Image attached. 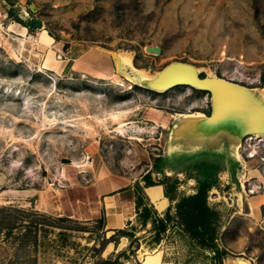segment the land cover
<instances>
[{"label": "rangeland", "instance_id": "obj_1", "mask_svg": "<svg viewBox=\"0 0 264 264\" xmlns=\"http://www.w3.org/2000/svg\"><path fill=\"white\" fill-rule=\"evenodd\" d=\"M6 7L7 16L0 17L6 37L0 42V193L8 191L0 206L69 217L64 222L71 225L68 238L58 235V226L40 233L46 236L38 248H23L17 231L7 239L0 229V264H140L144 245L161 253L162 264H222L215 247L200 246L184 232L176 211L181 197L202 188L218 213L216 245L264 264V145L247 157L240 144L241 172L236 168L233 177L211 172L215 163L205 164L202 155L211 148L196 150L201 156L190 160L187 172L169 175L162 127L123 133L110 115L130 109L124 119L151 126L153 107L211 111L209 90L177 85L158 91L140 82H113L115 75L125 77L117 70L116 51L132 54V72L155 74L183 61L200 67L199 74L212 72L264 94V0H0V10ZM23 7L28 19L21 17ZM11 20L36 37L46 29L53 45L42 49L22 41L8 30ZM30 50L39 52L40 63L29 60ZM59 56L69 59L61 73L54 68ZM7 86L28 95V106ZM83 159L90 164L80 171L74 161ZM150 186L168 196L166 210L150 201ZM121 191L136 197L131 216L143 225L109 233L112 227L100 222L103 215L107 220L104 197ZM159 216L167 228L158 238ZM150 219L155 231L142 232ZM109 240L113 246L106 251Z\"/></svg>", "mask_w": 264, "mask_h": 264}, {"label": "bare ground", "instance_id": "obj_2", "mask_svg": "<svg viewBox=\"0 0 264 264\" xmlns=\"http://www.w3.org/2000/svg\"><path fill=\"white\" fill-rule=\"evenodd\" d=\"M32 8H35L32 5ZM23 19L29 18V13L25 7L22 8ZM8 8L0 10V17H6ZM20 17V16H19ZM1 21V19H0ZM35 23V20H32ZM8 30L16 32L22 41H30L45 49L52 46L54 38L43 29L38 32L36 37L33 33L28 32L27 26L17 20H11ZM4 37L0 29V42ZM39 38L38 40H36ZM148 49L153 50L152 47ZM117 70L125 77L115 75L112 77L113 82L132 87L133 84L140 82L142 85L164 91L171 89L177 85H187L189 87H197L211 92V111L209 113L200 109H189L177 113L166 111L153 107L152 116L155 124L151 126L142 125L134 121L124 119L130 112V109L119 108L110 111V115L117 122L116 130L126 132L133 129L136 132H143L150 129L156 132L158 127H162L161 137L166 144L167 161L163 165L165 172L173 174L176 171V165L183 164L182 158L172 161L175 155H191L196 150L200 151L205 148L206 144H213L220 148L228 155H233L240 159V144L248 136H257L264 142V94L255 87L244 85L233 80L219 77L210 72L204 77H200V67L183 61H173L166 65L162 70L155 74L148 70L139 69V71H130L133 66L132 54L126 52H114ZM29 60L39 62L41 55L36 50H30ZM69 59L62 56L54 59V68L57 73H61L69 68ZM7 91L13 92L14 95L22 97L25 104H29L28 95L24 94L20 89L11 90L9 86ZM28 106V105H27ZM57 117L54 118L56 120ZM53 120V119H51ZM66 122H69L66 120ZM87 123V122H86ZM133 137L143 138L140 135H132ZM225 141L227 142L225 144ZM243 141L241 150L243 148ZM224 144L226 147H224ZM172 161V162H171ZM90 164L87 159L74 161V165L80 171L86 170ZM8 189L0 193V200H3V194ZM105 206L107 210L108 226H117L122 223V213L120 214L118 204L113 193L105 196ZM167 198L156 201V206L163 210L168 205ZM113 242L109 241L106 251L111 249ZM139 255L143 257L140 264H162V256L160 252L150 251L148 247H141ZM225 264H252L251 260L243 255L225 254ZM136 264V263H127Z\"/></svg>", "mask_w": 264, "mask_h": 264}, {"label": "trees", "instance_id": "obj_3", "mask_svg": "<svg viewBox=\"0 0 264 264\" xmlns=\"http://www.w3.org/2000/svg\"><path fill=\"white\" fill-rule=\"evenodd\" d=\"M200 75L202 77L204 76L203 74ZM207 198V191L202 188L194 194L181 197L176 206V211L179 218H181L184 232L200 246L215 247L216 259H222L225 252L223 253V250L216 245V231L213 225L218 213L209 205ZM1 207H4V210H2ZM149 211L148 207L144 213L147 219L150 217ZM156 219L159 222V230H157L159 238L161 230L167 228V222L165 218L160 216L156 217ZM65 220H70V218L65 216L53 217V215H48L38 210L28 212L23 209L13 210L6 205L0 206V229L4 231L7 239L17 231V242L20 243L23 248L27 246L38 248L44 243L43 239L46 236H41L40 233L47 232L48 229L55 226L62 228V230L58 232L60 237L68 238L70 233L67 230L70 228L71 224L70 221L65 224ZM100 222L105 224V215L101 217Z\"/></svg>", "mask_w": 264, "mask_h": 264}, {"label": "crops", "instance_id": "obj_4", "mask_svg": "<svg viewBox=\"0 0 264 264\" xmlns=\"http://www.w3.org/2000/svg\"><path fill=\"white\" fill-rule=\"evenodd\" d=\"M53 45V44H52ZM243 141V138L241 139V143ZM165 143V142H164ZM227 142L225 141V144ZM224 144V147H226V145ZM205 148H203L204 150L205 149H210L209 152H203L202 155H206L208 161L205 162V164H208L209 163V166H212V165H215V167H211V172L213 173H228L230 175V177L233 175V172L234 170H238L240 173L241 172V169H240V164H236V158L231 154V155H228L226 154L223 150H221L220 148L222 147H219V146H215L213 144H206L204 146ZM240 148V147H239ZM201 149V150H203ZM200 150V151H201ZM165 153H164V157L167 161V154H166V144H165V147H164V150H163ZM198 153V154H197ZM226 155V157H225ZM201 154L199 152H195L194 154H191L190 156L189 155H184V154H181V155H173L172 157V161H175V160H178L179 158H182L185 162L181 165V164H178L176 165V173H180V172H187L189 169V167L191 166V159H196L198 157H200ZM203 157V156H202ZM171 161V162H172ZM215 163V164H212L210 165V163ZM183 166V167H182ZM165 172V171H164ZM166 174H169V175H172L171 173H168V172H165ZM195 173H196V170H195ZM240 174H238L239 176ZM226 178L227 176H223L221 175V178ZM233 177V176H232ZM235 179V177H234ZM228 181V180H226ZM130 191V190H129ZM147 191L150 193V196L149 198L151 199L150 201H152V203L155 205V207L158 209V211H164L168 208V206L170 205V200L168 198L167 195H165L161 190L160 188L158 187H148ZM135 193V196H136V193L137 191H133ZM123 193L124 191H121V192H114L113 195L116 199V202L118 204V209L117 211L121 214H124V216L122 215V223H120L119 225L117 226H112V229H109V233L113 231L114 228H124L127 224H135L137 225L138 228H141V226L143 225L142 224V220H141V217L140 220H139V223H134V218H132L134 213H136L135 211V206H136V201L134 199V197H126V196H123ZM105 198V197H104ZM136 198V197H135ZM164 198H167L169 203L168 205L166 206L165 209L163 210H160L157 206H156V201L158 200H161V199H164ZM104 203H105V199H104ZM130 216V217H129ZM129 217V220L127 219ZM107 222V225H108V218L106 220ZM124 225V226H123ZM153 221L150 219V222L149 220L147 221V229H143L142 232H149V230H153ZM108 227H111V226H108ZM155 230H153L154 232ZM125 234V233H123ZM126 235V234H125ZM135 235H140L139 232H135ZM128 239V238H127ZM225 253L223 254V257H222V264H225Z\"/></svg>", "mask_w": 264, "mask_h": 264}, {"label": "built area", "instance_id": "obj_5", "mask_svg": "<svg viewBox=\"0 0 264 264\" xmlns=\"http://www.w3.org/2000/svg\"><path fill=\"white\" fill-rule=\"evenodd\" d=\"M4 25V21L1 20ZM260 145H264V142H262L259 137L257 136H248L243 141V153L246 154L247 157H254L257 153V147Z\"/></svg>", "mask_w": 264, "mask_h": 264}, {"label": "water", "instance_id": "obj_6", "mask_svg": "<svg viewBox=\"0 0 264 264\" xmlns=\"http://www.w3.org/2000/svg\"><path fill=\"white\" fill-rule=\"evenodd\" d=\"M39 24H40V22H39ZM156 49L160 50L159 47H156Z\"/></svg>", "mask_w": 264, "mask_h": 264}]
</instances>
